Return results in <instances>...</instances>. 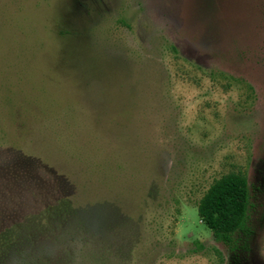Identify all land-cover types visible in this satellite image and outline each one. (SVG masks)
Instances as JSON below:
<instances>
[{"label":"rangeland","instance_id":"374dc122","mask_svg":"<svg viewBox=\"0 0 264 264\" xmlns=\"http://www.w3.org/2000/svg\"><path fill=\"white\" fill-rule=\"evenodd\" d=\"M0 264H264V0H0Z\"/></svg>","mask_w":264,"mask_h":264},{"label":"trees","instance_id":"16d2710c","mask_svg":"<svg viewBox=\"0 0 264 264\" xmlns=\"http://www.w3.org/2000/svg\"><path fill=\"white\" fill-rule=\"evenodd\" d=\"M253 209L247 178L241 173H230L214 183L201 200L198 211L215 240L236 251L249 249Z\"/></svg>","mask_w":264,"mask_h":264}]
</instances>
